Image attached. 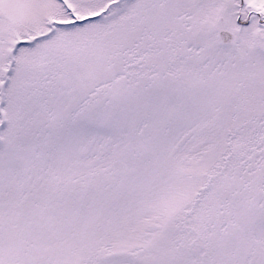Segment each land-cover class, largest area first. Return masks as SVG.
I'll return each instance as SVG.
<instances>
[{
	"label": "snow or ice",
	"instance_id": "6c2138e0",
	"mask_svg": "<svg viewBox=\"0 0 264 264\" xmlns=\"http://www.w3.org/2000/svg\"><path fill=\"white\" fill-rule=\"evenodd\" d=\"M0 264H264V0H0Z\"/></svg>",
	"mask_w": 264,
	"mask_h": 264
}]
</instances>
